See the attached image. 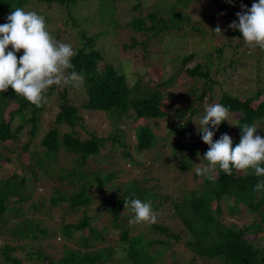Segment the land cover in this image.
<instances>
[{
	"label": "trees",
	"instance_id": "16d2710c",
	"mask_svg": "<svg viewBox=\"0 0 264 264\" xmlns=\"http://www.w3.org/2000/svg\"><path fill=\"white\" fill-rule=\"evenodd\" d=\"M37 1L47 5H58V7L65 6L69 11L80 2L96 1L100 14L107 17L103 19L104 22L111 20L116 23L114 0ZM191 1L193 0H172L168 19L159 14L158 7L155 6L156 11L153 10L147 15L151 21L150 26H147L142 18L133 19L129 25L138 33H151L148 35L149 38L165 30L179 29L182 26L181 23L190 21L189 17L180 12L177 7H189ZM33 2L34 0H0V19L7 18L12 9L16 7L26 9L27 5ZM247 2H253V0H247ZM134 8L138 9L140 5L136 4ZM193 27L199 30L196 25ZM106 35H108L106 31L88 34L83 30L72 39L73 42L65 41L69 42L75 52L71 61L75 71L84 77L85 101L81 107L73 104L68 98V94H71L69 90L72 88L69 86H64L63 90H60L57 85L51 86L44 93L46 99L43 106L39 108L17 96L11 88L7 92H0V142L9 147V155L16 154L17 145V149L21 148L28 162L24 166L23 173L14 172L0 179V264L45 262L47 264H105L108 261L105 251L109 248L95 247V242H104L105 236L103 231L98 233L97 229L91 225L93 218L88 215V210L94 205L92 191L99 192L102 207L110 211L117 220V223L113 225L114 228L122 223L121 214L126 210L125 198L151 201L153 210L158 214L156 223L149 225L150 229L156 233L152 239H148L143 233L132 237L128 230L122 231L120 242L125 243L123 247L126 250L124 264H198L199 258L207 260L206 264L220 262L264 264V245H258L255 239L257 233L264 228V190L259 193L253 191L254 186L264 180V177L255 176L251 170L247 172L233 170L231 176L217 170L213 181L202 176V187L199 190L184 193L180 199L170 201L168 196L155 193L153 187L143 186L141 180L132 181L123 189L113 182L116 177L115 172L103 170L88 172L84 168L87 159L99 154L106 140L94 133L89 139L82 140L74 131L76 125L83 120L80 116L81 108L116 117L115 125L122 117H128L135 125L133 128L136 129L137 151L142 153L156 146L161 140L158 133L150 127V121L163 119L166 126L170 128V133H181L186 137L178 144L173 143L171 151L174 152V156H182L183 159L180 161L182 170H192L194 160L191 158L201 153L194 144L193 135L198 134L197 126L204 115L197 107L208 96L207 81H211L212 74L222 75L229 68H235V65H239L246 57L248 59L253 57L254 51L258 56L263 57L264 50L252 47L254 49L252 53L247 50L239 51L230 43L229 49L232 56L227 59L228 65L223 66L226 46H217L219 55L216 58L220 65L217 69H214L212 61L208 60V65L198 63L186 70L182 69L176 76L171 75L166 81L163 80L160 83L151 81L153 86L142 87L140 83L129 84L127 75L120 73L118 68L110 62H105L103 68H99V63L104 60V57L98 45L101 42L100 37ZM230 36H237L243 40L239 31L233 30ZM55 39L60 41L58 37ZM137 43L138 40H134L132 46ZM191 58L192 56L186 57L183 61L186 62ZM182 73L186 74L187 79L190 80L189 84L187 81H180ZM213 81L208 84V87L213 84ZM195 82L203 83V87L197 88ZM166 84H169V87L163 91V86ZM183 84L189 87L183 96L195 95L193 104L197 106L186 110H176L170 106V100L164 98L166 93L173 96L170 88L183 86ZM261 85L245 97L224 92L218 101L229 109V114L237 113L240 116L236 127L232 129L235 131L232 136L233 146L239 143L240 127L245 123L255 124L258 131L263 128L264 83ZM54 96L59 99V111L55 117V125L40 141L41 149H32L31 140L20 145L21 135L28 126L31 128L32 138L40 132L47 99ZM256 102L258 104L253 106ZM12 106L14 108L11 109ZM8 110H10L9 119L6 118ZM175 118L178 120L177 123ZM65 127L68 130L61 133L60 129ZM228 128L227 120L218 126V130L212 129V131L219 132ZM119 131V128H116L114 140L119 139L117 136ZM257 135L262 136V133L257 132ZM219 139L217 135L213 140L215 142ZM205 147L207 152L209 146L205 144ZM61 148L76 156L72 161L77 164L72 168L59 166L55 169ZM186 153L191 154L187 159L184 158ZM124 157L129 158L135 165V158L127 147L124 150ZM5 158L11 161L9 156ZM159 161L164 162V159L161 157ZM48 174L54 181L60 183L53 186L41 184L40 178ZM195 176L199 175L195 172ZM39 188L42 189L39 191ZM112 188L115 191L110 193ZM158 194L170 203L168 206L172 205L171 216L181 225L174 228L159 216L166 203H157ZM26 203H29L28 211L36 215L38 213L50 215L51 210L60 206H66V214H74L82 209L84 215L76 222L67 223V217H63L58 227L48 226L41 218L26 216ZM223 204L231 214L240 213L239 206L244 205L256 218L242 228L235 224H225L222 220ZM127 212H131V209H127ZM129 218L132 219V217ZM84 229H88L91 234L82 236ZM160 235H164L165 238H161ZM183 248L192 255L190 259L185 257ZM21 252H25L24 257L18 258L17 254L21 255ZM57 256L59 257L55 259Z\"/></svg>",
	"mask_w": 264,
	"mask_h": 264
},
{
	"label": "rangeland",
	"instance_id": "374dc122",
	"mask_svg": "<svg viewBox=\"0 0 264 264\" xmlns=\"http://www.w3.org/2000/svg\"><path fill=\"white\" fill-rule=\"evenodd\" d=\"M114 20L104 22L103 19L107 18L103 14H100L98 4L96 1L80 2L77 6L73 7L71 11L65 6L47 5L37 0L27 5L26 11H36L38 14L45 17L46 25L53 38H59L63 43L66 40L72 41L73 38L81 31H86L88 34H96L101 32H108V35L101 36V42L98 48L101 49L103 55V61L99 63V68H103L105 62L112 63L118 68L120 73L127 75V81L129 84L134 85L140 83L143 86H153L152 82L160 83L163 80L166 81L170 76H176L182 69L193 67L194 65L201 63L208 65L207 61H212L214 69H217L219 65L217 53V46H226V54L223 59V66L228 65L227 59L231 57L232 52L229 49V44L232 43L239 51L247 50L249 53L254 51L252 47H249L242 43V39L237 36L232 37L233 29L229 27L232 21L237 20L236 13L242 12L241 4L251 8L253 2H247V0H193L189 7H177L180 12L189 17V23H181V28L165 30L156 36L148 37L151 33H138L133 29L129 23L135 18H142L145 20L147 26L151 25V21L147 18V15L155 10V6L158 7V13L168 19L169 7L172 0H114ZM258 2V0H256ZM140 5V8L136 9L134 6ZM167 8L166 10H164ZM73 18L75 20H73ZM78 21V22H77ZM7 22V18L0 19V24ZM77 22V23H75ZM196 25L199 30L194 28ZM219 26L222 30L221 33H216L214 30ZM134 40H138V43L133 45ZM9 50H12L11 48ZM17 55V54H16ZM23 55V51L18 53L17 57ZM192 56L191 59L186 62L184 58ZM222 66V67H223ZM186 74L182 73L180 81L190 83ZM214 80V81H213ZM213 81L210 87L209 83ZM211 81H207L206 89L208 96L204 102L197 107L201 114H205V108L207 105L218 103L221 95L224 92H230L236 96H244L249 94L252 90H256L261 87V83H264V56L260 57L254 51V56L246 57L239 65H235V68H229L226 73L222 75L212 74ZM197 88H202L203 83L195 82ZM169 84L163 86V91H166ZM60 90H63L64 86H59ZM188 85L176 86L171 89V95H167L164 99L170 100V106L173 109L186 110L192 106L196 107L197 104H193L194 96H183ZM71 94H68L70 101L81 107V104L85 101V89L83 83L79 87L71 88L69 90ZM196 97V96H195ZM258 102L254 103L257 105ZM59 99L58 97H50L47 99L45 110L41 119V130L36 137L32 138L30 134V126L21 135L20 145L25 144L28 141H32V149L40 150V141L45 134L55 125V117L59 111ZM167 106V105H165ZM14 106L11 107V109ZM9 111L6 113V118L9 119ZM80 116L82 117V123L76 125L74 128L76 136L80 139H89L91 134H95L100 138L106 140L104 146L101 147L100 153L90 156L87 159V163L84 168L88 171H100L115 172L116 177L113 180L114 184L125 189L130 182L135 180H141L143 186L152 188L155 193L161 194V196H168L170 201L180 199L184 193H189L192 190L200 189L202 187V176H195L196 168L203 166L205 161L203 156L206 153L205 143L202 140L200 134L195 133L193 135L194 144L196 148L201 152L197 156L192 157L194 160V167L192 170H182L180 161L183 159L181 155L174 156V152L171 148L174 144H178L185 140L186 137L181 133L172 134L166 126V122L163 119L151 120L150 127L154 129L156 133L161 137V140L157 142V145L153 148L146 150L142 153L137 151V138L136 129L133 128L134 122L128 117H122L121 120L115 125V118L103 112L87 111L80 109ZM240 119L239 114H229L228 123L229 128L224 131L214 132L213 139L218 135L227 133L231 138L235 134L234 129ZM175 118V123H177ZM258 132L262 133L261 137H264V125ZM116 128H119L118 140L113 139ZM61 133L68 130V128H61ZM226 131V132H225ZM222 133L221 135H219ZM6 144L0 142V179H4L10 176L14 172L23 173L27 162V157L22 154L21 148L17 149L16 154L9 155V147ZM135 158V165L131 163L129 158L124 157L125 147ZM4 155V157H3ZM190 153L184 154V158L190 157ZM5 156H9L11 161H7ZM164 159V162L159 161ZM73 158L76 156L72 153H67L64 148L60 149L57 165L55 169L61 167H73L77 162L73 163ZM41 184H47L53 186V184H59V181L54 179L48 174L40 178ZM74 188H76L74 186ZM42 188H39V191ZM112 188L109 192H114ZM158 194L157 203H166L159 216L162 219L168 221L174 228L181 225L177 219L172 218V205L168 206V201H165L163 197ZM94 205L88 210L93 220L91 225L95 227L98 233L103 231L105 241L95 242L96 248H109L105 251L108 255V261L105 264H124L126 259V250L123 247L125 243L120 242L122 231L128 230L129 235L134 237L139 233H143L148 239L155 237L156 233L150 229V224L139 223L135 225H129V217H134V214L123 211L121 214L122 223L119 227H115L117 220L112 213L101 205V195L97 191H92ZM14 199V198H13ZM29 203L25 204L27 210V217H38L45 220L46 225L58 227L62 222L63 217L66 218V222H76L78 219H82L84 212L80 211L74 214H66V206L54 208L51 210L50 215L38 213L33 214L28 211ZM224 214L222 220L225 224H235L242 228L248 225L256 218L254 214L249 213L247 207L240 205V213L231 214L223 204ZM91 232L88 229H84L81 233L82 236H89ZM80 235V236H81ZM161 238H165L164 235H160ZM258 245H264V228L257 233L255 237ZM49 242V241H48ZM77 244V243H76ZM91 249V248H90ZM30 250V248H29ZM185 257L190 259L192 255L183 248ZM25 252L17 254L18 258L24 257ZM59 256L55 257L57 259ZM207 260L198 259V264H206ZM40 264H47L40 263ZM197 264V263H196ZM225 264V263H219Z\"/></svg>",
	"mask_w": 264,
	"mask_h": 264
},
{
	"label": "clouds",
	"instance_id": "9594fccd",
	"mask_svg": "<svg viewBox=\"0 0 264 264\" xmlns=\"http://www.w3.org/2000/svg\"><path fill=\"white\" fill-rule=\"evenodd\" d=\"M241 9L242 12L236 13L238 23L234 20L229 27L241 33L245 45L264 50V0H253L251 8L241 4ZM214 32L221 33L222 30L217 26ZM21 51L23 55L18 59L16 53ZM74 55L70 44L52 37L43 15L16 7L8 15L7 22L0 24V92L11 88L17 96L38 108L42 107L46 99L44 93L51 86L75 88L83 83V75L75 71L71 62ZM228 117L229 109L224 105L214 103L206 106L197 131L209 149L203 156L207 164L196 168L197 175L213 181L217 170L228 176L233 170H251L255 176L264 177V137L257 135L255 124L245 123L240 127L241 138L235 146L227 133L214 142L212 129L218 130ZM262 190L264 180L253 188L256 193ZM124 207L126 210L130 208L134 214L129 220L130 226L157 221L158 214L151 201L125 198Z\"/></svg>",
	"mask_w": 264,
	"mask_h": 264
}]
</instances>
